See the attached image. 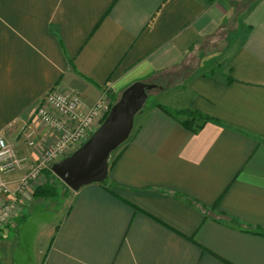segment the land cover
<instances>
[{
  "label": "crops",
  "instance_id": "1",
  "mask_svg": "<svg viewBox=\"0 0 264 264\" xmlns=\"http://www.w3.org/2000/svg\"><path fill=\"white\" fill-rule=\"evenodd\" d=\"M136 82L160 92L105 181L61 191L34 234L29 211L56 199L20 200L0 264H264V0H0V135L26 157L10 189L36 161L29 131L50 138L36 102L68 91L86 113ZM160 107L216 121L190 131Z\"/></svg>",
  "mask_w": 264,
  "mask_h": 264
},
{
  "label": "built area",
  "instance_id": "2",
  "mask_svg": "<svg viewBox=\"0 0 264 264\" xmlns=\"http://www.w3.org/2000/svg\"><path fill=\"white\" fill-rule=\"evenodd\" d=\"M111 106L105 98L82 113L81 99L76 93L54 89L36 102L33 114L39 124L50 132V138L39 145L35 131H29L26 144L35 148L36 161L17 180L13 190L9 187L7 176L22 170L26 157L16 154L0 135V230L14 219L20 200L45 182V173L51 172L55 163L78 150L97 130Z\"/></svg>",
  "mask_w": 264,
  "mask_h": 264
},
{
  "label": "water",
  "instance_id": "3",
  "mask_svg": "<svg viewBox=\"0 0 264 264\" xmlns=\"http://www.w3.org/2000/svg\"><path fill=\"white\" fill-rule=\"evenodd\" d=\"M155 88V85L143 82L126 88L97 130L78 150L55 163L51 167L52 174L72 192L92 183H103L110 154L127 141L134 118L147 99V92Z\"/></svg>",
  "mask_w": 264,
  "mask_h": 264
},
{
  "label": "rangeland",
  "instance_id": "4",
  "mask_svg": "<svg viewBox=\"0 0 264 264\" xmlns=\"http://www.w3.org/2000/svg\"><path fill=\"white\" fill-rule=\"evenodd\" d=\"M159 92H160V90H158V89H154L152 91H149L147 99L144 103V107L147 108V107L151 106L154 103V98H155L156 94H159ZM51 181L52 180L49 179V182H51ZM56 183H57V181H56ZM59 188H61V187H59ZM63 206H64V201L59 200V199L50 200V202H49V200H47V201L42 200V201H40V203H35L34 208L32 207V210L29 211L30 212L29 216L31 215V219H32V221H31L32 222V228H33L32 234L36 233V228L39 224H43V225H45V224L46 225L57 224L58 221L63 216L64 209H61ZM48 208H50V209L48 210ZM17 224H21V223H17ZM15 233H16V231L14 232V234ZM21 239L22 240L24 239V235H21ZM47 240L49 241V237ZM44 242H45V240H44ZM16 246H18V249H19L20 242H18V244H16ZM31 248L32 247H29V249H31ZM29 253H30V251L26 250V251H24L23 254L22 253H18V254H20L21 258L26 259L25 258L26 255L29 256V258L32 256ZM32 260H34V258Z\"/></svg>",
  "mask_w": 264,
  "mask_h": 264
},
{
  "label": "trees",
  "instance_id": "5",
  "mask_svg": "<svg viewBox=\"0 0 264 264\" xmlns=\"http://www.w3.org/2000/svg\"><path fill=\"white\" fill-rule=\"evenodd\" d=\"M160 109H162L163 111H165L167 114H169L171 116H175L178 118H180V117L184 118V121H181V125L185 129H188L190 131H196L197 129H199V127H201L207 121H211V120L216 121V120L209 118L205 115H202L198 112H194V111H190V110H183V111H179L176 113H170L166 109H163V107H160ZM109 165H111V163ZM45 175H46V181L43 184L38 185V186L33 188V191L31 193V195L33 197L56 199L60 195L61 191L64 194H67L70 191L64 184L61 185V188H58L57 186L50 183L49 179L53 176L52 173L46 172ZM3 229L4 228H2L1 230H3Z\"/></svg>",
  "mask_w": 264,
  "mask_h": 264
}]
</instances>
